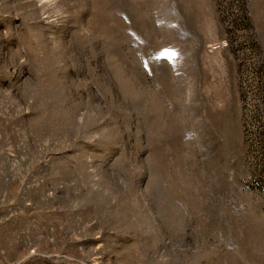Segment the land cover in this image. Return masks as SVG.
<instances>
[{"label":"rangeland","instance_id":"1","mask_svg":"<svg viewBox=\"0 0 264 264\" xmlns=\"http://www.w3.org/2000/svg\"><path fill=\"white\" fill-rule=\"evenodd\" d=\"M260 74L264 0H0V264H264Z\"/></svg>","mask_w":264,"mask_h":264},{"label":"trees","instance_id":"2","mask_svg":"<svg viewBox=\"0 0 264 264\" xmlns=\"http://www.w3.org/2000/svg\"><path fill=\"white\" fill-rule=\"evenodd\" d=\"M262 73H263V71H262ZM260 75H262V74H260ZM263 76V75H262ZM263 78H264V76H263ZM263 98H264V96H263Z\"/></svg>","mask_w":264,"mask_h":264}]
</instances>
